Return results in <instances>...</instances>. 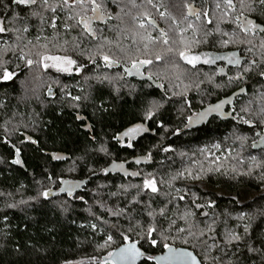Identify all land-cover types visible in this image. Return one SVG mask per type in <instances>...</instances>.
<instances>
[{"label":"trees","instance_id":"obj_1","mask_svg":"<svg viewBox=\"0 0 264 264\" xmlns=\"http://www.w3.org/2000/svg\"><path fill=\"white\" fill-rule=\"evenodd\" d=\"M97 2L103 15L91 21L92 33L77 22L94 15L91 6L0 2L8 29L0 33V68L13 73L1 89L0 113L24 119L15 133L39 143L26 145L31 171L40 174L42 163L45 181L48 172L84 181L75 197L45 199L31 176L5 173L1 188L16 190L21 178L28 184L0 194V264H114L108 253L129 242L141 246L140 264H156L147 257L165 245L190 248L204 264H264V32L246 35L235 19L243 12L264 25V8L239 0L235 11L223 0ZM151 17L161 21L166 38L152 36ZM229 48L239 61L232 77L180 56ZM44 55L70 56L81 70L45 69ZM142 60L152 61L147 73L161 69L164 91L126 73ZM225 100L230 115L189 125L202 108ZM77 114L87 116L92 131ZM134 125L147 130L129 148L122 134ZM52 151L67 157L55 164ZM214 152L223 154L220 160ZM114 163L129 171L108 170ZM145 179H154L158 191L145 189ZM108 236L112 242L104 246Z\"/></svg>","mask_w":264,"mask_h":264},{"label":"flooded vegetation","instance_id":"obj_2","mask_svg":"<svg viewBox=\"0 0 264 264\" xmlns=\"http://www.w3.org/2000/svg\"><path fill=\"white\" fill-rule=\"evenodd\" d=\"M158 9H160V7L158 6ZM161 17H163L165 15V11L162 10L160 12ZM188 13H190V15L193 17H197V14L199 13V11L197 13H193L190 11V9L188 10ZM163 14V15H162ZM160 17V18H161ZM153 19L156 21V23H153L149 21V23L153 26L154 30L152 31V36L155 37L156 39L159 38V33L160 35H162V33H166V36L162 35L164 38L167 37V30H165L163 24L161 23V21L158 18L155 17H151L149 18ZM92 21V20H91ZM90 21V24H91ZM184 53L186 55L189 56V58H191L192 56H198L201 58V61L196 62L195 66H199V65H204V66H208L209 68L215 70L219 75H225L228 77H232V66L234 64H236V61H238V55L237 52L235 50H232V48L229 49H225L222 51H218V50H214V49H203L200 51H184ZM229 58L231 59V63L229 62ZM207 59L209 62L208 63H204L203 61ZM185 60V59H184ZM185 62L187 64L188 63L186 60ZM193 65V64H191ZM111 66V64L109 65ZM125 71L128 75L134 77L135 79H140V80H148V79H143L142 76L146 75V76H150L152 78L153 81L148 80L151 85L154 87L155 90H161L164 91V85L163 83L167 80L166 78H164L161 75V69L158 68H154L153 70V75L150 73L146 72V65L142 64L140 65L138 62V70L133 68L132 66L130 67H126ZM8 82L5 80H0V93L2 87L5 85V83ZM220 101L214 102L204 108H202L199 113H196L193 115V117L190 119L189 121V125L190 126H194L196 123L202 124L203 122L209 120L210 117L214 116V115H220V116H225V115H230L232 113V110L230 108V102L225 100L224 102L222 101L219 104ZM220 105L221 107L217 108L216 106ZM87 123V120H82L81 122V126H84ZM137 126V125H134ZM132 126V127H134ZM143 126V125H142ZM130 127V128H132ZM144 127V126H143ZM129 128V129H130ZM18 129L15 130V132ZM128 130V129H127ZM126 130V131H127ZM141 133L136 134L135 137H139L141 136ZM10 136H12V138H10ZM29 138H31L29 140ZM32 141H35V143H33ZM133 139L129 140L128 137L123 136L121 143H126L128 144L129 142L132 143ZM262 143L264 144V137L262 139ZM28 144L33 145L34 147H38L39 143L37 142L36 139H34L33 136L27 134V133H21L19 135H17L16 133L12 134V135H7L6 133H3V131H1V127H0V178L5 174V173H9L10 175L12 174H17V175H24L26 177L31 176L35 182H36V186L38 188L39 191H41V193L43 191H47V190H51V195L47 198H51V197H55L57 195H67L68 197H75L76 195H78L81 190L82 187L84 185V181H76L73 179H66V178H59V175H55L52 174L50 175V173L48 172V179L47 181L44 180V168L43 165L41 163V167H39L41 173L40 174H36L34 171H31L29 169L28 166V150H27V146ZM20 150V155H19V159L22 161L21 164H15L12 161L15 160L16 157V149ZM6 151V152H5ZM48 154L50 155L52 161L55 164L60 163L62 160H64V158H66L67 156L64 153H61L60 151H52V152H48ZM54 155H58L63 157L62 159H53ZM139 160V159H138ZM126 164H121V163H114L111 167H109L108 170H115V171H122V172H128L129 170L126 169L127 171H124V167ZM23 172V173H21ZM20 173V174H18ZM25 173V174H24ZM20 185H17L15 188L16 190H13L12 188L10 189H5V188H1L0 187V194H10L11 192L14 194V191H18L19 188H23V187H27V180L26 179H20ZM61 189H70L72 192V195L68 194V191H61ZM24 190V188H23Z\"/></svg>","mask_w":264,"mask_h":264},{"label":"snow or ice","instance_id":"obj_3","mask_svg":"<svg viewBox=\"0 0 264 264\" xmlns=\"http://www.w3.org/2000/svg\"><path fill=\"white\" fill-rule=\"evenodd\" d=\"M0 2H2V0H0ZM48 0H44V3H47ZM149 3H152V0H148ZM224 4L226 5L227 9L231 10V11H235L236 10V4L233 2V0H223ZM13 3L17 4V5H25V6H31V5H35L38 3V0H13ZM64 5H68L69 7L72 6H80L82 9H87L88 6H91V11L92 13H94V15L92 17H86V16H81L80 19L77 21L78 23H82L85 31L92 33V29L90 27V21L93 19H99L101 18V16L103 15V13L101 12V4L97 2V0H63ZM239 3L241 5H247L249 8H251L252 5L254 4H259L262 8H264V0H239ZM217 7H220L219 4H217ZM53 11H55V9H53ZM228 13L226 12L225 15H227ZM163 15V14H162ZM207 15V13H205V16ZM197 18H199V14H197ZM237 21V26L240 28L241 32H244L246 35L249 32H253L254 29H257L259 26L252 23V21L248 20L246 17H244L243 12L240 13L239 16H237L236 18ZM208 23H212L211 20L207 21ZM151 23V21H150ZM52 27H55V24H52ZM140 27H144V24L141 23ZM25 31H27V29H24ZM8 29L6 27H4V21L3 19H0V33H5L7 32ZM253 34H255L253 32ZM162 35L166 36V33H162ZM164 43L167 44L168 41L167 39L164 40ZM225 43H227V41H225ZM180 56L185 59L188 63L193 64V66H195L196 62L200 61V57L198 56H192L191 58H189L188 55H186L184 52L180 53ZM103 60L106 62V65H110L112 63V61L110 60V58L108 56H104ZM42 61H44L45 63H43V67L45 69L49 68V67H54L57 69V71H62V72H71L73 70V67H76V71L79 72L81 70V68L79 66H76V61L73 60L70 56H57V55H44L42 57ZM46 61H52L53 63L49 64L46 63ZM204 63H208L209 61L207 59H205L203 61ZM229 62L231 63V59L229 58ZM27 63L29 65H31L33 63L32 60H28ZM152 63L151 60H142L139 61V64H150ZM237 64H239V61H236ZM254 63V62H253ZM133 68L138 70V63L134 62L132 65ZM0 70L3 71V76L0 77V79L2 80H10L13 77V73L7 71L6 69H2L0 68ZM241 77H234V79H240ZM149 79H151V77H149ZM72 99L74 100H79L80 97H73ZM217 108L221 107L220 105L216 106ZM153 113L150 111L147 114V118L151 119ZM78 119H81V117H77ZM147 129H145L142 125H137L134 126L130 129H128L126 132H124L122 134V136L128 137L129 140L134 139L136 134L141 133L143 131H146ZM94 138V137H93ZM117 139H121L120 136L116 137ZM31 138H29L30 140ZM33 143H35V141H32ZM127 147L131 148L132 144L129 142L127 145ZM217 147H219L217 145ZM103 150V149H102ZM16 159L13 160L12 162L15 164H21L22 161L19 159V155H20V150L17 148L16 150ZM63 157L58 156V155H54L53 159H62ZM137 163H139V161H137ZM138 175V173H137ZM144 187L145 189H150L152 192H157L158 189L156 187V182L154 179H145L144 180ZM61 191H68L69 195H72V192L70 189H61ZM41 196H43L45 199H47L50 195H51V190H47V191H43L42 193H40ZM93 228H95L96 226L93 224L92 225ZM155 229H149L146 237H151L152 232H154ZM125 240L128 239L127 236L124 237ZM232 239L234 241H239L240 237L234 236L232 237ZM112 242V236H108L107 241L105 242L104 246H107L108 244H110ZM151 243L153 246H155L157 244V240L155 239H151ZM165 247L169 248V256H162L159 258L156 257H147V259L149 260H156V264H161V261H165V260H171L174 258H183L184 261L186 262V264H200V262L196 259L195 256H193L191 253H187V252H175L171 249L170 246L165 245ZM251 252H257L259 251V249L256 248H250L249 249ZM114 255L117 256L118 259L120 260H126L129 261L130 264H135V261L144 256V253L140 251L139 248L136 247L135 243H132L131 245L127 246V247H122L119 250L118 254H114L112 252L108 253L109 257H113ZM108 264H111V262H108Z\"/></svg>","mask_w":264,"mask_h":264},{"label":"water","instance_id":"obj_4","mask_svg":"<svg viewBox=\"0 0 264 264\" xmlns=\"http://www.w3.org/2000/svg\"><path fill=\"white\" fill-rule=\"evenodd\" d=\"M244 17H246L244 15ZM248 20L252 21V23L258 25L259 27L257 29H254L253 32L256 33V32H264V25L261 24V23H258L254 18H251V17H246ZM149 21L153 22V23H156L155 20L153 19H150ZM150 76H146V75H143L142 78L143 79H148L150 81H153L152 78L149 79ZM243 90H246V87H242L241 89H239L238 92H242ZM238 92H235L232 96H231V100H234L235 97L237 96ZM222 101L219 102V104L221 103ZM81 117V119H78L79 121H82V120H87V123L83 126V129L85 131H92V126H91V123L90 121L88 120L87 116H84V115H80V114H77V117ZM132 243H135L136 244V247L140 249L141 252H143L141 246L136 243V242H129V243H126L120 247H118L113 253L114 254H118L119 253V250L120 248L122 247H127L129 245H131ZM171 249L177 253L179 252H187V253H191L193 256L196 257V259L200 262V264H204L202 262V260L200 259V257L195 253V251H193L192 249L190 248H186V247H174V246H170ZM144 253V252H143ZM162 256H169V248H166V250L158 255H156V258H159V257H162ZM143 259V256L138 258L136 261H135V264H140L141 261ZM110 260L114 263V264H130L129 261H126V260H120L117 258L116 255H114L113 257H110ZM161 264H186V262L184 261L183 258H174V259H171V260H165V261H161Z\"/></svg>","mask_w":264,"mask_h":264},{"label":"rangeland","instance_id":"obj_5","mask_svg":"<svg viewBox=\"0 0 264 264\" xmlns=\"http://www.w3.org/2000/svg\"><path fill=\"white\" fill-rule=\"evenodd\" d=\"M189 27H194V25L192 23H190V26ZM200 61H201V58H200ZM46 63H53L52 61H46ZM1 80V79H0ZM2 96V93H0V97ZM28 96H26L25 98H27ZM74 97H77L76 95ZM2 105L0 103V112L2 110ZM24 122V119H20L19 117H9V116H6L5 117L0 113V127H1V131H3V133H6L7 135H12L15 133V130L21 126H23V123ZM229 152V150L227 151ZM214 155L215 157H217L219 160L220 158L222 157L221 154L217 155L215 152H214ZM251 157H243L241 159H243L244 161H249ZM217 161V160H216ZM68 264H79L78 262H70Z\"/></svg>","mask_w":264,"mask_h":264}]
</instances>
